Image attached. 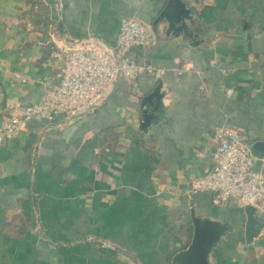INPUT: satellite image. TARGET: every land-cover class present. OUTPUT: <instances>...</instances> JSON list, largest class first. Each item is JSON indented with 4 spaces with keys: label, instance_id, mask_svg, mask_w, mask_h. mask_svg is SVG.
<instances>
[{
    "label": "crops",
    "instance_id": "obj_1",
    "mask_svg": "<svg viewBox=\"0 0 264 264\" xmlns=\"http://www.w3.org/2000/svg\"><path fill=\"white\" fill-rule=\"evenodd\" d=\"M182 1L197 45L160 19L169 0H0V124L59 84L52 48L89 36L114 46L126 18L155 39L137 61L164 71L120 81L90 115L30 122L4 141L0 264H173L193 240L192 212L232 227L210 264H264V213L248 243L245 208L189 192L212 166L217 128L264 143V0ZM160 81L163 107L142 130Z\"/></svg>",
    "mask_w": 264,
    "mask_h": 264
},
{
    "label": "built area",
    "instance_id": "obj_2",
    "mask_svg": "<svg viewBox=\"0 0 264 264\" xmlns=\"http://www.w3.org/2000/svg\"><path fill=\"white\" fill-rule=\"evenodd\" d=\"M155 39L139 18H126L114 46L102 38H72L52 48L51 55L61 65L60 82L40 102L15 109L0 124V147L26 124L47 121L60 127L92 114L103 106L120 81L134 83L144 73L164 74L140 64L132 52L150 48ZM59 116L64 117L58 122ZM212 166L192 182L190 194L208 193L216 205L236 204L264 213V173L241 131L222 126L216 129Z\"/></svg>",
    "mask_w": 264,
    "mask_h": 264
},
{
    "label": "water",
    "instance_id": "obj_3",
    "mask_svg": "<svg viewBox=\"0 0 264 264\" xmlns=\"http://www.w3.org/2000/svg\"><path fill=\"white\" fill-rule=\"evenodd\" d=\"M160 19H166L171 30L175 28L174 23L179 24L180 27L175 29L178 33H184V40L192 39L196 45L201 41L200 36L195 33L198 25L196 17L182 0H169ZM162 88L163 82L160 81L155 90L142 101V130L148 129L153 120H158L165 96ZM147 106L151 109H147ZM252 150L255 154L264 151V143H256ZM245 212L247 214L245 236L246 241L251 243L259 235L260 229L256 210L253 207H247ZM192 222L194 225L193 240L187 249L175 254L173 264H210L215 247L232 232L231 226L214 219H202L197 217L194 212H192Z\"/></svg>",
    "mask_w": 264,
    "mask_h": 264
}]
</instances>
